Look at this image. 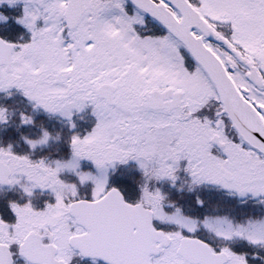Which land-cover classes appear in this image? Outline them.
<instances>
[{"label":"snow or ice","instance_id":"obj_1","mask_svg":"<svg viewBox=\"0 0 264 264\" xmlns=\"http://www.w3.org/2000/svg\"><path fill=\"white\" fill-rule=\"evenodd\" d=\"M0 264H264V0H0Z\"/></svg>","mask_w":264,"mask_h":264}]
</instances>
